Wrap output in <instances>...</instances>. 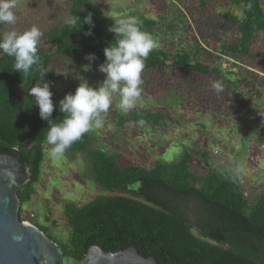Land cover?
Wrapping results in <instances>:
<instances>
[{
	"label": "trees",
	"instance_id": "1",
	"mask_svg": "<svg viewBox=\"0 0 264 264\" xmlns=\"http://www.w3.org/2000/svg\"><path fill=\"white\" fill-rule=\"evenodd\" d=\"M167 1L153 0L155 11L165 12L172 5L183 21L177 19L162 30L156 19L137 17L158 44L145 60L141 95L152 93L158 100L164 96L165 102L182 98L183 107L194 112L212 106L216 113L220 105L226 108H222L225 117L235 116L263 98L264 10L260 0H226L233 9L240 8V14L228 10L221 19L210 14L204 23L197 14L207 9L206 0L199 1L198 9L185 6L186 13L175 1ZM88 13L95 25L91 36L84 35L88 25L68 22L75 16L83 21ZM115 21L101 16L96 0H69L67 20L44 31L38 45L40 61L28 76L13 71V58L0 55V152L16 151L30 173L29 181L18 191L21 206L36 193L48 127V122L39 118L30 87L44 72L46 79L56 59L77 55L82 62L79 74L84 72L83 67L89 64L84 57L89 53L96 59L88 72H98L92 80L102 82L104 75L97 69L104 62L103 49L114 40V33L107 28ZM222 30L229 32L228 37L214 42ZM221 60L227 62L226 68ZM214 81L222 82V91L211 88ZM88 83L91 86V81ZM73 84L77 87L79 83ZM62 118L54 105L50 119L60 123ZM141 119L144 125L159 126L164 117L160 111H130L115 124L124 128L130 123L139 125ZM67 151L84 153L94 182L111 194L98 195L82 205L67 202L63 215L69 233L65 239L48 234L46 224L56 225L51 211L45 215L44 225H36L51 240L59 241L63 261L83 262L87 249L96 244L106 252L135 246L160 264H264V193L249 204L238 178L216 171L197 176L188 154L149 167L124 164L118 154L91 147L88 132ZM21 206L20 218L25 221Z\"/></svg>",
	"mask_w": 264,
	"mask_h": 264
},
{
	"label": "rangeland",
	"instance_id": "2",
	"mask_svg": "<svg viewBox=\"0 0 264 264\" xmlns=\"http://www.w3.org/2000/svg\"><path fill=\"white\" fill-rule=\"evenodd\" d=\"M152 1L96 0L101 16L111 21L143 15L156 19L162 30L177 19L183 21L172 5H169L165 12L157 13ZM171 1H175L178 8L186 13L185 6L193 5L198 9L200 0L167 2ZM260 5L264 10V0H260ZM206 6L207 9L203 13L198 11L197 14L202 23L207 21L210 14L216 19H221L222 13L228 10L240 14V8L233 9L226 0H206ZM68 9L69 0H17V7L14 9L17 21L15 25L0 24V34L12 28L22 32L36 26L43 36L48 28L67 20ZM186 19L190 21L187 14ZM190 23L192 25L191 21ZM228 35L229 32L219 31L213 41H217L216 38L225 39ZM166 38L162 36L163 40ZM167 43L170 41L167 40ZM39 44H42V37ZM219 63L223 68L228 65L225 60ZM81 64V59L77 55L56 59L51 63L44 81L50 83L54 105H58L66 94L74 93L76 87L73 83H79L75 77L81 70ZM233 70L236 71V68ZM97 73L81 71L79 75L88 82L91 81V86L95 88L100 83L92 80ZM161 77L160 81L163 80ZM159 98L158 100L154 94L144 92L136 107L131 110L162 112L164 120L159 126L130 123L120 128L115 124L116 120L128 113L124 114L117 108L119 97H114L113 105L104 114L103 126L88 132L91 147L100 148L108 154H118L124 164L133 163L144 167L157 162L177 161L183 154H188L192 172L197 176H203L208 171H216L227 177L238 178L239 188L247 202L255 203L264 193V97L250 104L245 110H238L237 115L232 117H225V111L220 105L216 113L212 106L205 107L201 112H194L183 107L182 98L181 101L169 98L167 102L164 101V96ZM223 109L226 110L225 107ZM47 149L48 145L45 144L41 176L35 185L36 193L29 202L21 206V216L34 225L42 226L45 215L51 211L50 217L56 221V225L46 224L48 234L65 239L69 233V226L63 215L64 205L67 202L82 205L98 195L111 193L101 190L96 185L84 153L71 154L66 150L56 159L49 156ZM215 150L217 153H214ZM30 214H33L34 218H30ZM63 264L83 262L75 263L69 259L64 260Z\"/></svg>",
	"mask_w": 264,
	"mask_h": 264
},
{
	"label": "clouds",
	"instance_id": "3",
	"mask_svg": "<svg viewBox=\"0 0 264 264\" xmlns=\"http://www.w3.org/2000/svg\"><path fill=\"white\" fill-rule=\"evenodd\" d=\"M16 7L17 0H0V24L15 25ZM77 21L89 26L84 35L91 36V28L95 26L92 14L88 13L83 21L75 16L68 22L75 25ZM107 31L114 33V40L103 49L104 62L97 69L104 75L103 81L94 88L86 79L77 75L75 78L79 84L74 93L66 94L59 101L58 111L63 117L60 123H53L50 119L54 104L50 83L43 80L46 72L30 87L29 95L35 101L39 118L48 122L45 143L52 158H60L85 133L93 128H101L104 124V114L113 105L114 97H119L117 108L127 114L136 107L141 96L145 60L150 52L157 48L156 39L143 30L142 22L135 16L115 21ZM41 37L42 32L36 26L22 32L12 28L0 35V55L13 58V71L28 76L32 67L40 61L37 53ZM84 58L89 64L82 70L88 72L96 56L89 53ZM211 88L220 92L223 90V84L214 81ZM137 123L142 126L145 121L141 119Z\"/></svg>",
	"mask_w": 264,
	"mask_h": 264
},
{
	"label": "water",
	"instance_id": "4",
	"mask_svg": "<svg viewBox=\"0 0 264 264\" xmlns=\"http://www.w3.org/2000/svg\"><path fill=\"white\" fill-rule=\"evenodd\" d=\"M30 173L16 151L0 152V264H63L61 247L30 221L20 218L19 189ZM83 264H160L135 246L106 252L91 245Z\"/></svg>",
	"mask_w": 264,
	"mask_h": 264
},
{
	"label": "built area",
	"instance_id": "5",
	"mask_svg": "<svg viewBox=\"0 0 264 264\" xmlns=\"http://www.w3.org/2000/svg\"><path fill=\"white\" fill-rule=\"evenodd\" d=\"M214 153H217V151L215 150ZM30 218H34V215L33 214H30ZM25 221H28L29 222V220H25Z\"/></svg>",
	"mask_w": 264,
	"mask_h": 264
}]
</instances>
